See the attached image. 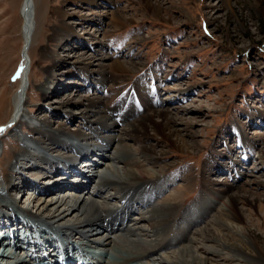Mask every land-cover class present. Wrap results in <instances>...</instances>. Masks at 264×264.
I'll return each mask as SVG.
<instances>
[{"label":"rangeland","instance_id":"374dc122","mask_svg":"<svg viewBox=\"0 0 264 264\" xmlns=\"http://www.w3.org/2000/svg\"><path fill=\"white\" fill-rule=\"evenodd\" d=\"M23 1L0 0V127L8 125L14 114L15 96L21 84L18 71L25 51ZM147 1L102 0L91 5L78 0H36L38 22L30 50L32 89L28 111L44 114L61 99L78 101L81 96L99 92L85 77L79 78V72H84L83 67L94 54H106V63L123 62L132 66L131 70L117 69L110 74L108 85L101 93L107 106L114 108L131 94L138 102L136 90L140 89L157 107L170 110L181 121L192 120L184 124L183 133L197 144L192 153L180 152L155 131V136L148 140L130 139L128 142L134 148L152 143L157 151L165 152L156 164L137 161L135 167L152 168L160 173L161 167H165L160 197L174 192L177 186L185 187L181 210L189 207V217L204 213L200 225L211 217L213 209L226 204L231 192L239 195L244 191L248 197L237 206L242 218L239 225L245 227L254 245L227 230L224 241L241 246L259 264H264V157L260 156L264 155V0H152L160 4L156 7H148ZM64 12L68 16L63 21ZM114 12L130 18V23L120 24ZM71 21L77 35L59 43L60 36L67 35L60 22ZM96 40L103 44H95ZM58 57L65 58L71 69L75 64L81 66L65 77L56 75L61 93L47 100L37 91V86L50 78L49 72L58 74L62 70ZM92 60L99 62L96 58ZM98 78L96 75L93 80ZM73 111L79 116L78 105L68 111L66 105L62 106L49 116L56 125L58 121L66 122L68 113ZM83 120L74 118L70 127L77 128ZM124 124L113 132H120ZM16 127L1 140L2 171L21 143L17 141L16 131L28 133L27 126ZM82 130L89 132L85 127ZM227 154L231 160H239V164L230 162ZM225 162L234 165L235 170L223 168ZM91 170L96 168L93 166ZM236 171L241 175L236 177ZM25 188L15 194L19 206H29L37 212L33 206L38 197L35 191ZM225 188L229 193L219 201L201 200L204 192L214 196V191L224 192ZM47 193L39 198L49 200L53 191ZM209 203L214 207L210 211ZM195 204L199 211L192 209ZM173 231L176 236L177 226ZM25 256L30 258L28 254ZM216 263L240 264L225 256L217 258Z\"/></svg>","mask_w":264,"mask_h":264},{"label":"bare ground","instance_id":"6f19581e","mask_svg":"<svg viewBox=\"0 0 264 264\" xmlns=\"http://www.w3.org/2000/svg\"><path fill=\"white\" fill-rule=\"evenodd\" d=\"M78 1L98 5L97 2L102 0ZM147 4L148 7L160 5L152 0ZM21 13L25 40L23 61L18 71L21 84L15 96L14 114L8 125L0 127V146L7 132L13 133L18 125L27 126L28 133L16 131L17 141L21 143L9 158L4 172L0 169L3 177L0 180V248L4 249L3 253L0 252V263L218 264L217 258L225 256L240 264H259V260L241 246L224 241L227 230L254 245L251 235H246L245 227L239 225L242 218L237 213V206L248 197L244 191L239 195L231 192L226 204L217 210L210 203L219 201L222 195L226 196L228 188L224 192L214 191V196L204 192L201 200L210 202L208 210H213L211 217L200 225L204 213L189 217V207H185L183 212L181 210L185 187L177 186L174 192L160 197L163 193L162 168L165 167H161V173L152 168L135 167L137 161L156 164L165 152L157 151L152 143L134 148L128 142L130 139L148 140L159 134L180 152L190 153L194 152L197 144L183 133L184 124L188 125L192 120L181 121L170 110L157 107V103L145 97L140 89L136 90L138 102L131 94L120 105L111 109L107 106L101 93L108 85L110 74L117 69L131 70L132 66L123 62L106 63V54H94L83 67L84 72H79V78L85 77L99 92L81 96L78 101L61 99L57 106L52 105L44 114L28 111L29 91L32 89L30 50L38 22L36 0H24ZM113 15L120 19V24L130 23V18L122 16L121 12ZM61 16L64 21L68 14L64 12ZM73 23L60 22L67 35H61L59 43H63L66 37L77 35ZM95 44L103 43L96 40ZM84 60L77 62L83 64ZM57 62L62 70L58 74L49 72L50 78L37 86V91L47 100L61 93L62 89L55 81L56 75L65 77L81 66L75 64L71 69L68 61L60 57ZM96 75L99 78L93 80ZM65 105L67 111L78 105L79 116L77 112H70L66 122L58 121L54 125L55 119L49 115ZM77 117L84 120L77 128H71V121ZM122 122L125 123L124 128L113 132ZM227 157L234 165L240 162L231 160L229 154ZM101 160L105 163L98 165ZM234 165L229 166L225 162L222 167L230 170ZM93 166L95 171L91 170ZM240 175L236 171L235 176ZM208 183L211 185V181ZM25 187L35 191L36 199L38 197L33 206L37 212L29 206H19L15 194L21 193ZM50 191L53 194L49 200L39 198ZM195 206L192 209L198 210ZM175 226L179 232L173 236ZM32 253L36 254L35 257ZM27 254L30 258L25 256ZM9 255L13 256L3 259Z\"/></svg>","mask_w":264,"mask_h":264}]
</instances>
